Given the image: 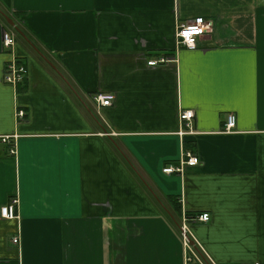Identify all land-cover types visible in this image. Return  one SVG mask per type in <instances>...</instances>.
I'll return each instance as SVG.
<instances>
[{"label": "crops", "instance_id": "1", "mask_svg": "<svg viewBox=\"0 0 264 264\" xmlns=\"http://www.w3.org/2000/svg\"><path fill=\"white\" fill-rule=\"evenodd\" d=\"M0 11L29 40L0 12V208L19 200L18 219L0 217V264H184L179 225L202 213L189 229L212 260L264 264V0H0ZM200 16L211 31L179 47V26ZM5 31L28 70L16 88L3 79ZM186 152L196 167L163 173Z\"/></svg>", "mask_w": 264, "mask_h": 264}, {"label": "built area", "instance_id": "2", "mask_svg": "<svg viewBox=\"0 0 264 264\" xmlns=\"http://www.w3.org/2000/svg\"><path fill=\"white\" fill-rule=\"evenodd\" d=\"M212 25L208 23L204 17H196L191 23L181 24L178 28L176 38L179 47H186L194 49L197 47L198 39L210 32ZM16 46V36L12 32L5 31L3 33V47L12 54V58L6 63L4 68L3 79L4 82L12 87L21 85L28 75L26 65L15 55L14 49ZM168 62V59L161 57L157 60L149 61L151 66ZM114 97L108 94H99L94 97L95 102L100 107H108L111 105ZM18 119H22L25 116L24 111H18L16 113ZM194 112L191 110L181 111L180 120L187 131L191 133V123L194 118ZM236 127V118L230 114L227 116L224 131L231 132ZM187 133V132H185ZM184 133V134H185ZM198 156L193 153L186 152L180 158L179 162L175 165H168L163 168V173L167 175L179 174L182 175L187 172L189 168L196 167L199 164ZM19 200L17 198L11 199V201L0 208V217L5 220H15L19 218ZM208 222L210 215L208 213H202L196 215L194 218L188 216L183 217L182 223H180V235L184 245V264H217L212 260L209 255L204 252L202 246L195 240L194 236L189 229V221ZM194 242V245L191 244ZM19 238L13 239V244H18ZM259 264V263H255Z\"/></svg>", "mask_w": 264, "mask_h": 264}, {"label": "water", "instance_id": "3", "mask_svg": "<svg viewBox=\"0 0 264 264\" xmlns=\"http://www.w3.org/2000/svg\"><path fill=\"white\" fill-rule=\"evenodd\" d=\"M1 12V11H0ZM3 17L6 19L7 23L19 34L21 35L26 41L29 42L28 38L25 36V34L19 29V27L16 25V23L11 19L8 15L4 14L1 12ZM41 57L51 66L53 69L64 79V81L67 83V85L72 89L71 85L69 82L65 79V77L54 67V65L42 54L39 52ZM72 91L75 93V91L72 89ZM76 94V93H75ZM180 228V225H179ZM191 244L194 245V242L191 241Z\"/></svg>", "mask_w": 264, "mask_h": 264}, {"label": "trees", "instance_id": "4", "mask_svg": "<svg viewBox=\"0 0 264 264\" xmlns=\"http://www.w3.org/2000/svg\"><path fill=\"white\" fill-rule=\"evenodd\" d=\"M18 36H20L17 32H15Z\"/></svg>", "mask_w": 264, "mask_h": 264}]
</instances>
